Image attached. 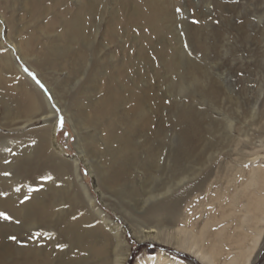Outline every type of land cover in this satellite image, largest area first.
I'll return each instance as SVG.
<instances>
[{"label": "rangeland", "instance_id": "rangeland-1", "mask_svg": "<svg viewBox=\"0 0 264 264\" xmlns=\"http://www.w3.org/2000/svg\"><path fill=\"white\" fill-rule=\"evenodd\" d=\"M24 1L0 0V42L12 52V65L19 70V74L14 71L13 75H6V80H12L10 86L15 77H22L30 86L33 82L38 86L54 111L53 117L48 119L55 121V142L63 152L60 159L46 156L45 150L41 151L38 138H49L51 126L41 125L40 119L47 113L45 105L42 104V109L32 118L20 113L19 119L14 118L10 127L3 123L0 109V180L7 191L15 193L17 202L27 199L33 202V197L37 198L39 207L45 206L43 214L34 215L29 211L20 219L0 218L2 263L10 264L12 257L22 261L18 250H26L35 253V264H175L177 260L185 264H203L197 262L181 243L190 233L201 235L197 247L212 252L217 264H228L234 256L240 259L239 264H244L247 253V264H264V222L252 229L257 219L244 212L242 190L251 176L258 177L264 172V147L249 143L242 135L259 134L264 123V0L175 1L186 27L196 34L197 39L195 37L190 46L197 49L192 55L204 63L202 67L206 66L205 71L201 68L203 72L197 73L207 95L205 98L196 92L194 100L189 95L196 91V86H190L185 92L176 89L173 93L176 109L189 105L202 112L208 110L207 105L213 98L207 92L216 87L221 93L215 103L219 110H212V116H218V121L222 117L228 118L232 121V129L216 125L212 134L203 135V146L213 143V147L205 151L204 164L194 167L195 174L183 183L173 185V208L160 209V212L156 210V203L161 199L149 197L156 194L158 184L153 180V173L146 175L141 168H135L133 175L131 173L133 181L129 180L135 185V194L127 196L121 194L119 188L112 191L98 184L102 160L97 158L88 164L79 153L82 140L90 130L86 126L74 127V116L71 118L70 115L73 111L71 100L80 96V87L92 73L91 56L86 49L85 57L82 56L80 64L73 69L70 61L56 65L60 59L55 58L54 64L49 65L42 60L45 46L60 31L63 5L50 7L49 0L50 3L44 1L41 8H37L31 6V0ZM66 1L70 8H75L76 0ZM109 5L112 8L116 4L112 0ZM128 13L125 11L124 17ZM105 16L99 25L100 33L106 25ZM126 24L124 22V62L128 58L127 61L136 65V50L141 44L158 45L140 40L142 34L139 32L145 30L147 33V29ZM196 42L202 43V48H197ZM16 45L20 50L15 48ZM118 45L111 43L104 49L114 59L115 67L120 60ZM155 56L151 55L155 61L152 67L146 65L139 69L146 76L150 74L151 80H163L166 71ZM109 65L111 60L107 58V69ZM135 65L129 68L131 72L136 69ZM160 86L163 91L164 86ZM10 87L13 89L15 85ZM227 96L230 99H225ZM196 115L194 113V117ZM75 116L81 117L79 113ZM252 116L253 120L250 119ZM26 119H30L27 126L23 125ZM76 158L75 170L72 163ZM19 166L23 168L20 170ZM203 173H207L206 177L195 185ZM0 212L7 213L1 206ZM171 214L173 217L163 224L165 228L158 234L160 240L137 238V226L143 227L147 222L165 219ZM255 236L259 238L254 246ZM247 248H251L250 253ZM240 251L245 253L240 254Z\"/></svg>", "mask_w": 264, "mask_h": 264}, {"label": "bare ground", "instance_id": "bare-ground-1", "mask_svg": "<svg viewBox=\"0 0 264 264\" xmlns=\"http://www.w3.org/2000/svg\"><path fill=\"white\" fill-rule=\"evenodd\" d=\"M44 1L51 2L50 7L55 8L63 5V8L61 14L59 13L60 31L56 34V38L51 39L45 46L42 60L49 65L54 64L55 58L60 59L56 65H63L70 61L68 63L73 69L85 57L83 55L86 53V49L91 56L89 61L92 62V73L87 76L88 78L80 87L78 91L80 96L74 97L70 102L73 108L70 115L71 118L74 116L72 118L74 127L76 126L78 129L86 126L90 130L82 140L79 153L83 154V159L88 164L89 162L92 164L94 159L100 158L102 166L98 168L100 170L97 175L98 184L112 191L119 188L124 196L135 194V185H132L133 176L131 178V173L133 175L135 168H141L146 175L153 173V180L158 184L154 191L156 194L149 197L161 199L156 203L158 212L160 209L170 210L175 202L173 185L183 183L194 175L196 166L204 164L205 151L213 147V143L207 145L205 143L203 146V135L212 134L216 125L232 129V121L228 118L222 117L218 121V116H212L214 111L218 112L217 110H219L215 103L221 93L215 89L216 87L207 92L213 98L209 101L210 105H207L208 110L202 112V110H196L194 106L189 105L176 109L177 104L175 95H173L176 89L179 92H185L190 86H196V88L194 87L196 91L189 95L190 99L196 100V92L205 98L207 96L203 84L201 85L202 79L197 73L198 71L203 72L206 66L202 67L204 63L197 56L192 55V52L196 53L197 49L193 50V47L191 49L190 46V42L194 43L196 34L188 30L181 12L176 11L178 8L176 0H114L116 5L112 8L109 5L112 0H76L75 8H70L71 6L66 0H50V2L49 0H31L30 2L32 7L41 8ZM28 5L30 6V4ZM127 10L129 13L124 17V12ZM104 15L107 16L106 25H104L103 32L100 33L99 25L104 20ZM124 22L140 26L143 28L142 30L147 29V33H144L145 30L139 32L142 34H138L140 40L153 41L158 45L152 47L149 44H141L139 50L136 48L138 59L136 65L132 61H127L128 58L124 62ZM99 34H101L100 37ZM111 43H118L120 48V56H118L120 60H117L116 67L114 59L104 51ZM201 44L196 42L197 48H202ZM169 46L170 52H168ZM15 48L20 50L17 45ZM0 51V109L2 110L3 123L8 127L12 126L14 118L19 119L20 113L21 116H31L32 118L34 113L42 109V104L45 105L47 113L40 120L41 125H51L49 126L50 137H39L38 142L41 151L45 150L46 156L62 159L63 150L55 142V121L48 119L54 114L51 104L42 92H39L38 86L34 82L30 86L25 78L24 80L22 77L20 79L13 77L15 84L13 82L10 86L15 85V88L12 89L9 86L12 80L10 82L6 80V75H13L14 71L19 74V70L18 67L14 69L12 52L5 49L2 42H0ZM99 53L102 54L99 56ZM154 54L163 64L161 67L166 71L163 80H151L150 74L146 76L139 69L140 67L145 68L146 65L152 67L155 61L152 60L151 55ZM107 58L111 60L109 69L106 68ZM85 64L87 65V63ZM134 65L136 69L131 72L129 68ZM204 76L207 79V74ZM87 84L89 85L86 86ZM160 85L164 86L163 91ZM75 94L77 95V92ZM225 99L230 98L227 96ZM76 113H79L81 117H76ZM194 113H197L196 117H194ZM217 115L220 116V113ZM250 119L253 120L254 117L252 116ZM29 122L30 119H26L23 125L27 126ZM188 124L192 126L189 129L186 127ZM226 133L228 135V132ZM242 135H245L249 143H259L258 146L264 147V123L261 125L259 134L251 132L250 134L242 133ZM86 156L95 158L86 159ZM189 158H191L190 162ZM262 160L264 162V157ZM77 161L76 158L72 163L75 170ZM179 164L182 166L178 168ZM19 168L21 170L23 166H19ZM73 173L75 174L74 171ZM206 174L203 173L195 185L200 184ZM64 177L67 178V176ZM129 180H132L131 183ZM4 185L1 179L0 193H4V195H0V206L6 210L11 220L20 219L24 213L29 211L34 215L43 214L45 206L39 207L36 203L37 198L32 197L33 202L31 199L17 202L15 193L7 191L8 189ZM242 190L245 194L244 212L248 214V217L257 219L252 229L258 228L264 222V172L258 177L251 176ZM152 192L149 191L150 194H153ZM171 217H173L172 214L165 219L152 220L153 224L147 222L143 227L137 226V238L142 241L160 240L158 234L165 228L163 224ZM199 238L202 240L201 235L195 236L189 233L181 243L185 244L184 248L187 251L192 252L197 262L217 264L212 252L202 251L197 247ZM258 238L255 236L253 245ZM193 247H197V249ZM250 249H248L249 253ZM18 253L22 255V261L19 262L12 257L10 264H35L34 252L18 250ZM213 253L215 252L213 251ZM244 256V264H247L249 254L247 253V256L244 254ZM3 260L4 257L0 253V264H3ZM171 261L175 262L169 260V262ZM239 261L240 259L234 256L228 264H239L241 263ZM175 264L185 263L177 260Z\"/></svg>", "mask_w": 264, "mask_h": 264}, {"label": "snow or ice", "instance_id": "snow-or-ice-1", "mask_svg": "<svg viewBox=\"0 0 264 264\" xmlns=\"http://www.w3.org/2000/svg\"><path fill=\"white\" fill-rule=\"evenodd\" d=\"M176 11L179 13L181 10L179 8H177ZM193 23H197V21H193ZM5 175H8V174L5 173ZM0 195H4V193H0ZM0 218H2L4 220L11 219V217L7 213H5V212H0Z\"/></svg>", "mask_w": 264, "mask_h": 264}]
</instances>
